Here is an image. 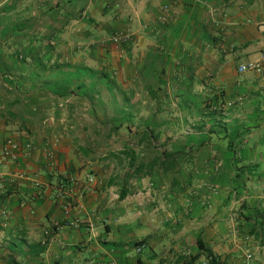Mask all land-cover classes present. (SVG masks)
Returning <instances> with one entry per match:
<instances>
[{
    "label": "crops",
    "instance_id": "0c3cea01",
    "mask_svg": "<svg viewBox=\"0 0 264 264\" xmlns=\"http://www.w3.org/2000/svg\"><path fill=\"white\" fill-rule=\"evenodd\" d=\"M9 142L0 264H264V0H0Z\"/></svg>",
    "mask_w": 264,
    "mask_h": 264
},
{
    "label": "built area",
    "instance_id": "2783aa9c",
    "mask_svg": "<svg viewBox=\"0 0 264 264\" xmlns=\"http://www.w3.org/2000/svg\"><path fill=\"white\" fill-rule=\"evenodd\" d=\"M128 40H129V35L128 34H123V35L116 36V37L112 38V42L115 45L124 44ZM258 69H259L258 64H256V63H248V64H245V65H241L238 68V71L242 73V72H245V71H248V70H258ZM18 151H19L18 143L9 142L8 145H6L3 148V150L1 151L0 162H6V161L14 162V161H16L18 159ZM0 178H1V175H0ZM70 206H71L70 203H67L64 206L65 211H68L70 209ZM60 227H61V225L59 224V222H54L53 223V229L54 230H58V229H60ZM44 234H45L46 237H49L51 235L49 230H46L44 232ZM44 243H45V241L43 242V244ZM136 251L140 252V247H137Z\"/></svg>",
    "mask_w": 264,
    "mask_h": 264
},
{
    "label": "trees",
    "instance_id": "16d2710c",
    "mask_svg": "<svg viewBox=\"0 0 264 264\" xmlns=\"http://www.w3.org/2000/svg\"><path fill=\"white\" fill-rule=\"evenodd\" d=\"M222 1L227 3V2L230 1V0H222ZM67 203H70V202H67ZM67 203H66V204H67ZM66 204H65V205H66ZM70 205H71V204H70ZM141 243H142V242H139V243L137 244L138 247L141 245ZM201 245H202V244H201V241L198 240L199 251L205 255V258L207 259L208 264H221L219 258H218L217 256H215V255L213 254V252H212L209 248H201Z\"/></svg>",
    "mask_w": 264,
    "mask_h": 264
}]
</instances>
